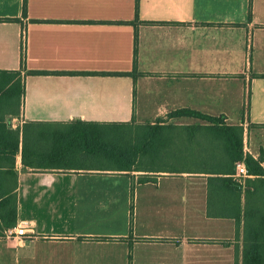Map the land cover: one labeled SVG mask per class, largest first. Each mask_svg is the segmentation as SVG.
<instances>
[{"label":"crops","instance_id":"1","mask_svg":"<svg viewBox=\"0 0 264 264\" xmlns=\"http://www.w3.org/2000/svg\"><path fill=\"white\" fill-rule=\"evenodd\" d=\"M135 2L27 0L23 15V0H0V70L47 72L24 76L0 122L154 124L189 109L242 126L243 150L264 157V0ZM21 141L0 264H242L243 214L237 234L235 193L207 171L141 183L137 171L33 170ZM25 222L23 238L9 235Z\"/></svg>","mask_w":264,"mask_h":264},{"label":"trees","instance_id":"2","mask_svg":"<svg viewBox=\"0 0 264 264\" xmlns=\"http://www.w3.org/2000/svg\"><path fill=\"white\" fill-rule=\"evenodd\" d=\"M135 4L137 8L138 0ZM26 11L27 0H23V15H26ZM134 52L133 72L136 70V49ZM40 73L47 72L0 70V103L9 105L16 100L19 105L24 94V76ZM168 116L175 119L193 118L202 123L192 127L166 124L160 119L154 124L81 120L28 122L23 125L20 133L19 129H8L5 122H0V236L4 235L5 230L14 227L17 221L16 192L8 187L4 188L3 184L8 180L6 176L15 175L21 134V163L33 170H95L117 173L137 171L142 172L137 178V182L141 183L156 181V177L148 174L149 172L207 171L205 173L211 174L207 180L209 185L218 182L222 188H230L235 193L233 215L237 234L243 214L242 264H264L263 155L254 158L251 154L244 153L243 127L227 125L223 116H209L189 109L175 110L169 112ZM185 132L186 135H183ZM198 135H203L208 144L200 142ZM199 151L203 154L196 156L195 153ZM239 161H243L248 174L254 176V179L246 178L244 184L232 176L235 164ZM4 168L8 169L3 170ZM242 192L243 210L240 202Z\"/></svg>","mask_w":264,"mask_h":264},{"label":"built area","instance_id":"3","mask_svg":"<svg viewBox=\"0 0 264 264\" xmlns=\"http://www.w3.org/2000/svg\"><path fill=\"white\" fill-rule=\"evenodd\" d=\"M245 150H243L244 152ZM238 182L243 183L244 178L251 176L248 174L247 168L243 161H239L235 164V173L232 175ZM29 223L25 222L22 225L17 226L14 230H9L8 233L14 234L19 238H23L26 235V228Z\"/></svg>","mask_w":264,"mask_h":264},{"label":"rangeland","instance_id":"4","mask_svg":"<svg viewBox=\"0 0 264 264\" xmlns=\"http://www.w3.org/2000/svg\"><path fill=\"white\" fill-rule=\"evenodd\" d=\"M174 119H175V118H171V117H169V116L167 115V117L165 118V120H162V119H161V121L166 122V124H172V120H174ZM193 122H194V124L192 125V127H196L198 123H202L201 121L196 120V119H193ZM155 123H157V122L155 121ZM192 131H193V129H192ZM183 135H186V132H185V134H183ZM197 138H198V140H199L200 142H202V143H204V144H208V140H207L206 138H204L203 135H198ZM243 145H244V144H243ZM215 150H216V149H215ZM170 152H171V151H170ZM244 153H248V151L246 150V151H244ZM249 154H250V153H249ZM183 164H184V163H183ZM88 165H90V164H88ZM92 165H94V164H92ZM143 166H145V165H143Z\"/></svg>","mask_w":264,"mask_h":264}]
</instances>
